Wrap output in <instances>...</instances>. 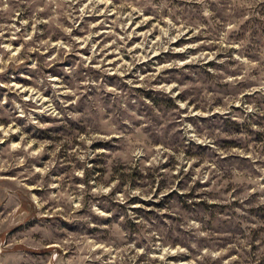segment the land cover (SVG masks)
Wrapping results in <instances>:
<instances>
[{"label":"rangeland","instance_id":"374dc122","mask_svg":"<svg viewBox=\"0 0 264 264\" xmlns=\"http://www.w3.org/2000/svg\"><path fill=\"white\" fill-rule=\"evenodd\" d=\"M0 264H264V0H0Z\"/></svg>","mask_w":264,"mask_h":264}]
</instances>
